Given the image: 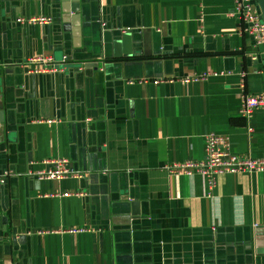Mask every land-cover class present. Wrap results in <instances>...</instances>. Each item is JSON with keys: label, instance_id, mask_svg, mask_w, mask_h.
<instances>
[{"label": "crops", "instance_id": "0c3cea01", "mask_svg": "<svg viewBox=\"0 0 264 264\" xmlns=\"http://www.w3.org/2000/svg\"><path fill=\"white\" fill-rule=\"evenodd\" d=\"M97 3L142 33L141 58L74 53L53 0H0V264H264V172L210 184L177 168L204 159L210 132L264 158V107L241 114L264 97V47L235 0ZM38 16L53 23L17 22ZM36 55L60 70L27 73ZM52 158L82 177L37 179Z\"/></svg>", "mask_w": 264, "mask_h": 264}, {"label": "built area", "instance_id": "2783aa9c", "mask_svg": "<svg viewBox=\"0 0 264 264\" xmlns=\"http://www.w3.org/2000/svg\"><path fill=\"white\" fill-rule=\"evenodd\" d=\"M234 14L245 24L246 31L253 36L256 44L264 47V22L257 11L255 0H235ZM17 22L30 25L40 24L44 26L52 24L53 17H20L17 19ZM68 60L69 58L67 56H64L62 59L63 63ZM26 63L28 73L33 75L60 70L55 59L48 55H36ZM214 74H216V72ZM209 75L210 73H205L202 76L185 79V81H196L201 78H206ZM156 82H158V80ZM260 107H264V97L251 95L243 96L241 114L244 117L250 118L253 112ZM54 121L55 120H49L50 123ZM45 163L47 164L46 169L33 174L39 180L60 181L70 176L82 177L80 173L72 170L67 158H52ZM177 168L179 172L182 171L189 176L194 175L196 172L200 173L210 184H215L217 176L222 174L264 172V158H252L237 154L233 152L232 145L227 138L210 132L205 136L204 159L198 162H184L178 164ZM11 175L12 172L10 170L0 171V184H5ZM81 194L80 191H66L62 196H80ZM79 231L82 230H72V232Z\"/></svg>", "mask_w": 264, "mask_h": 264}, {"label": "water", "instance_id": "95a60500", "mask_svg": "<svg viewBox=\"0 0 264 264\" xmlns=\"http://www.w3.org/2000/svg\"><path fill=\"white\" fill-rule=\"evenodd\" d=\"M57 9V17L62 22L64 31L71 32L74 36L73 52H91L101 58L133 59L139 56L136 48L143 41L142 33L136 29H128L123 22H113V9L100 7L97 0H53ZM257 11L264 22V0H255ZM117 15V14H116ZM112 22V24H111ZM140 33V34H139ZM113 51V56L109 54ZM95 66V65H93ZM97 68V63L96 66ZM28 73V70H25ZM7 72V69H6ZM1 94V89H0ZM5 112L0 98V122L1 132L4 130ZM127 198L132 199L127 193ZM130 195V196H129ZM126 198V199H127ZM132 217H139L136 204H132ZM257 246L263 247L262 231H256ZM257 253L263 254L264 248H258Z\"/></svg>", "mask_w": 264, "mask_h": 264}]
</instances>
